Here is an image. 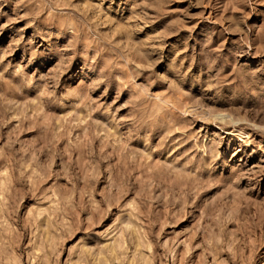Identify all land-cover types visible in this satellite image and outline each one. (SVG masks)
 Instances as JSON below:
<instances>
[{"label": "rangeland", "instance_id": "374dc122", "mask_svg": "<svg viewBox=\"0 0 264 264\" xmlns=\"http://www.w3.org/2000/svg\"><path fill=\"white\" fill-rule=\"evenodd\" d=\"M0 264H264V0H0Z\"/></svg>", "mask_w": 264, "mask_h": 264}]
</instances>
